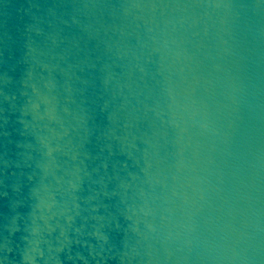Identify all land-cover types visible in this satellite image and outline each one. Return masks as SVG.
<instances>
[{
	"label": "water",
	"instance_id": "95a60500",
	"mask_svg": "<svg viewBox=\"0 0 264 264\" xmlns=\"http://www.w3.org/2000/svg\"><path fill=\"white\" fill-rule=\"evenodd\" d=\"M0 264H264V0H0Z\"/></svg>",
	"mask_w": 264,
	"mask_h": 264
}]
</instances>
